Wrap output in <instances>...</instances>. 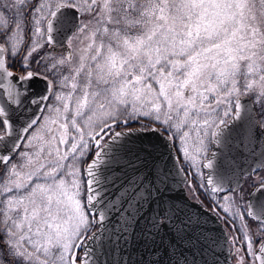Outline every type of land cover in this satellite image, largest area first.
<instances>
[{
    "label": "snow or ice",
    "instance_id": "snow-or-ice-1",
    "mask_svg": "<svg viewBox=\"0 0 264 264\" xmlns=\"http://www.w3.org/2000/svg\"><path fill=\"white\" fill-rule=\"evenodd\" d=\"M248 102L264 116V0H0V264H123L109 257L133 238L196 264L200 218L164 199L172 170L129 147L147 132L176 148L193 195L191 176L208 193L235 264H264V176L243 205L244 189L225 187L229 119L241 145L264 131Z\"/></svg>",
    "mask_w": 264,
    "mask_h": 264
},
{
    "label": "water",
    "instance_id": "water-1",
    "mask_svg": "<svg viewBox=\"0 0 264 264\" xmlns=\"http://www.w3.org/2000/svg\"><path fill=\"white\" fill-rule=\"evenodd\" d=\"M68 15H71V12L68 13ZM248 98H242V101H247ZM248 107L252 109L253 114L256 119V114L254 110V106L248 102ZM242 121L237 120L235 123L231 120L229 124L231 125V133L233 136V140L231 143L233 144V147L230 149V151L238 150L239 147L236 146L240 144L239 139H237L241 129L238 127ZM256 123L257 119H256ZM259 130L257 129L255 131V136L258 134ZM140 138L136 139L132 144L129 145L134 151L141 147H147L151 152L152 155L147 157V163L148 167L151 168L153 163H156L160 167L167 166L168 169H171L172 172H174V180H170V189L169 191L164 193V199L171 204L176 205L177 207L184 210L185 213L191 214L193 216H198L202 223V230L203 232H211L216 233L219 231V228H217L215 225H217L219 222L217 218L210 212H208L203 206H201L198 202L192 201L188 198V196L185 194V190L183 187L184 178L183 173H180L177 175L175 172V168L173 167L174 159L176 157L174 148L171 144L168 143V141L160 136V134L147 132V133H140ZM215 150V149H213ZM227 151V150H226ZM238 152V151H236ZM227 156V155H226ZM217 164L221 163V160L218 156V159L216 161ZM174 170V171H173ZM207 174L211 171L210 169H205ZM228 186V183H225V187ZM109 195H113L111 190H109ZM255 201L254 199H252ZM146 211L149 213L152 212V209H149L148 206H145ZM209 237H211L209 235ZM210 240L206 243L207 247V256L208 260L207 264H230L231 258L229 255V249L226 245L225 252L224 253H216L217 245L213 242V238H209ZM121 245H123V241H121ZM196 249H193L191 251H194ZM191 251H187L185 254L188 256L189 261H192L193 255ZM164 249H160V254L158 255H151L148 253L143 244L139 242L136 238H133V240L130 242L128 246H125V249L123 253H121L119 250L113 254V256L109 257V259L112 260H119L122 261L123 264H134V262L139 261L141 257L143 256L145 259H152L155 260L157 258H160L162 260V264H168V256L164 255ZM220 257L223 260L213 259V257ZM196 264H204L200 258L195 259Z\"/></svg>",
    "mask_w": 264,
    "mask_h": 264
},
{
    "label": "flooded vegetation",
    "instance_id": "flooded-vegetation-1",
    "mask_svg": "<svg viewBox=\"0 0 264 264\" xmlns=\"http://www.w3.org/2000/svg\"><path fill=\"white\" fill-rule=\"evenodd\" d=\"M68 21L69 22L65 25L64 34L56 36L57 47L55 49V54H59L60 52L64 51V47H62V45H64L65 43V35H68L69 30L73 27L72 13L70 16L68 15ZM33 69L37 70L35 65H33ZM39 70L42 71V68ZM44 90H45V82L43 80L35 79L31 82V92L33 94H42ZM254 108H255V113L257 116L258 123L264 122V118L261 115V111L259 107L254 105ZM34 110H35V106L29 105L22 115L23 119H25L27 115ZM133 127H137V126L133 125ZM236 146L239 147V149L237 150L238 152L233 151V150H232L233 152L230 150H227L225 153V155H227V163L231 168V172L229 176L227 177V179L232 181L231 184L234 185L233 188L242 187L244 189V200L240 202L243 205L249 199V192L254 193V188L252 187L253 183L257 180L259 176H264V131L259 130L258 134L255 136V138L250 143L246 140V142L243 145L240 144ZM182 166L185 167L189 172L203 171L206 175V170L203 169L202 167L196 169V168L190 167L188 164H183ZM256 169H259V171L254 174V170ZM237 178H239V183H237ZM189 179H192L193 187L196 189V195L194 196L193 192L189 190V186L186 182L185 188L190 198L197 200L199 202L202 201L203 202L202 204L205 207H207L209 210H211L212 201L209 199L208 193L205 190H201L197 186L199 181L196 179L195 176H191L189 177ZM251 199H254V200L256 199L255 194H253ZM213 212L216 213L215 211ZM221 223L223 225L222 221ZM223 243H224V246L226 247L227 243L225 242V240L223 241ZM227 246H228L229 255H230L229 245L227 244ZM224 252H225V248L222 250V253ZM230 258H231L230 264H235V261L233 260L231 255H230Z\"/></svg>",
    "mask_w": 264,
    "mask_h": 264
},
{
    "label": "rangeland",
    "instance_id": "rangeland-1",
    "mask_svg": "<svg viewBox=\"0 0 264 264\" xmlns=\"http://www.w3.org/2000/svg\"><path fill=\"white\" fill-rule=\"evenodd\" d=\"M263 118H264V116H263ZM197 169V168H196ZM200 170V169H199Z\"/></svg>",
    "mask_w": 264,
    "mask_h": 264
},
{
    "label": "bare ground",
    "instance_id": "bare-ground-1",
    "mask_svg": "<svg viewBox=\"0 0 264 264\" xmlns=\"http://www.w3.org/2000/svg\"><path fill=\"white\" fill-rule=\"evenodd\" d=\"M188 194V193H187Z\"/></svg>",
    "mask_w": 264,
    "mask_h": 264
}]
</instances>
